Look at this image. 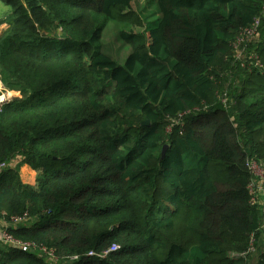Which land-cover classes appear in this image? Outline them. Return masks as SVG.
<instances>
[{"label":"trees","instance_id":"trees-1","mask_svg":"<svg viewBox=\"0 0 264 264\" xmlns=\"http://www.w3.org/2000/svg\"><path fill=\"white\" fill-rule=\"evenodd\" d=\"M153 1L150 20L130 0H0V82L20 95L0 109V164L18 160L0 223L26 215L9 233L58 264H264L247 167H264V0ZM0 264L50 263L0 246Z\"/></svg>","mask_w":264,"mask_h":264},{"label":"built area","instance_id":"built-area-1","mask_svg":"<svg viewBox=\"0 0 264 264\" xmlns=\"http://www.w3.org/2000/svg\"><path fill=\"white\" fill-rule=\"evenodd\" d=\"M262 12H264V4H263ZM260 22H261L260 17L256 18L249 27L241 30V32L237 36L233 44V49L234 52L236 53V59H242L244 47L258 37V29L260 26ZM255 66H260L258 60H255ZM10 101L11 100L9 99L5 101L4 100L1 101L0 109L2 108L3 105L8 104ZM8 167H10V163L0 164V172L7 169ZM247 167L252 177L248 187L250 191V195L252 196L251 203L258 204L262 199H264V167L253 161H249L247 163ZM28 222L29 221L26 215H23L21 217H12L7 223L2 222L1 223L2 227L0 228V246L14 248L22 253L34 254L50 264L58 263L53 250H49L44 247H37L32 243H22L16 240L9 233L8 229L20 225H25ZM117 249H118L117 246H113L109 249V252H114ZM92 255L93 253L88 254V256H92ZM103 255L106 254L104 253ZM73 259H77V258L74 257Z\"/></svg>","mask_w":264,"mask_h":264},{"label":"rangeland","instance_id":"rangeland-1","mask_svg":"<svg viewBox=\"0 0 264 264\" xmlns=\"http://www.w3.org/2000/svg\"><path fill=\"white\" fill-rule=\"evenodd\" d=\"M130 2H131L130 5L134 11L143 13L144 17L147 16V18L149 17L150 20L154 19L155 16H150L154 14V11H155L153 0H130ZM5 13H6L5 5L0 3V17L4 16ZM115 27H116V24L112 22L109 23L105 29L106 32L104 33L103 38H104L105 45L108 47L106 48V51L109 52V54H111L114 59L120 62L128 54L130 47L129 45H124L122 42L116 39L117 31ZM125 30L128 31L129 29L125 28ZM142 30H144V28H140V27L132 28V31L134 33H140L142 32ZM0 32H1V28H0ZM49 37L51 38L53 36H49ZM147 39L149 41L148 46L150 48L151 55H156L158 51L157 45L152 41L150 37H147ZM1 96H4V97L6 96V98H4V101L8 99L12 100L13 98H20L19 94H16V95L12 94V92L5 89L0 82V97ZM20 177H21V174H20ZM1 227L2 225L0 226V228ZM262 230L264 232V219L262 223ZM263 241H264V238H263Z\"/></svg>","mask_w":264,"mask_h":264},{"label":"crops","instance_id":"crops-1","mask_svg":"<svg viewBox=\"0 0 264 264\" xmlns=\"http://www.w3.org/2000/svg\"><path fill=\"white\" fill-rule=\"evenodd\" d=\"M6 12L9 11V9L5 6ZM4 97V96H3ZM18 160L10 163V167H14V165H16V162ZM19 174H21V180L24 184H28V185H34L35 184V178H36V173L32 172L29 167H27L26 165L22 166L20 168ZM2 224L0 223V226Z\"/></svg>","mask_w":264,"mask_h":264},{"label":"water","instance_id":"water-1","mask_svg":"<svg viewBox=\"0 0 264 264\" xmlns=\"http://www.w3.org/2000/svg\"><path fill=\"white\" fill-rule=\"evenodd\" d=\"M147 124H148L147 122H144L142 125H147ZM165 149H166V146L163 147L162 155L164 154Z\"/></svg>","mask_w":264,"mask_h":264},{"label":"bare ground","instance_id":"bare-ground-1","mask_svg":"<svg viewBox=\"0 0 264 264\" xmlns=\"http://www.w3.org/2000/svg\"><path fill=\"white\" fill-rule=\"evenodd\" d=\"M6 96H7V95H6ZM6 96H5V97L1 96V97H0V102L3 101L4 98H6Z\"/></svg>","mask_w":264,"mask_h":264}]
</instances>
